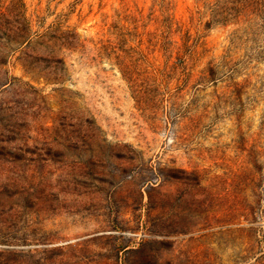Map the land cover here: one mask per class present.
<instances>
[{
    "label": "rangeland",
    "instance_id": "obj_1",
    "mask_svg": "<svg viewBox=\"0 0 264 264\" xmlns=\"http://www.w3.org/2000/svg\"><path fill=\"white\" fill-rule=\"evenodd\" d=\"M0 264H264V0H0Z\"/></svg>",
    "mask_w": 264,
    "mask_h": 264
}]
</instances>
